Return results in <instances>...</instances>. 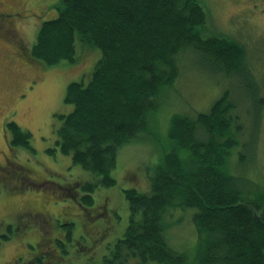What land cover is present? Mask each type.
Segmentation results:
<instances>
[{
  "label": "trees",
  "instance_id": "16d2710c",
  "mask_svg": "<svg viewBox=\"0 0 264 264\" xmlns=\"http://www.w3.org/2000/svg\"><path fill=\"white\" fill-rule=\"evenodd\" d=\"M201 2L60 0L57 15L40 22L28 52L32 59L48 66L63 59L73 63L76 43L101 52L86 82L66 85L64 102L72 108L55 114L54 147L46 149L54 153L58 148L98 175L66 189L83 210L92 206L94 189L116 184L111 175L116 154L145 131L159 91L172 87L179 75L176 55L181 50L195 49L218 69L214 71L238 82L250 76L244 46L203 26L209 15ZM168 124L171 149L150 172V191L121 189L128 202L127 225L97 264H264V189L250 198L242 175L227 167L230 149L241 143L237 135L242 128L229 90L206 112L191 117L174 112ZM3 129L11 146L33 152L31 131L14 120H5ZM242 152L239 162L246 158ZM178 206L193 209L197 244L191 259L168 243L170 222L164 215ZM64 224L62 236L54 238L61 255L73 227L69 221ZM51 240L42 237L36 248ZM33 257L26 264H66L40 250Z\"/></svg>",
  "mask_w": 264,
  "mask_h": 264
},
{
  "label": "rangeland",
  "instance_id": "374dc122",
  "mask_svg": "<svg viewBox=\"0 0 264 264\" xmlns=\"http://www.w3.org/2000/svg\"><path fill=\"white\" fill-rule=\"evenodd\" d=\"M0 1V10L23 15L11 26L0 25V34L7 38V43L0 40L1 51L21 46L27 53L26 58L10 60L0 53V166L4 165L3 153L9 154L5 120H14L31 131L34 149L30 152L14 146L11 151L15 156L7 159L27 169L26 174L18 169L14 174H0V234L9 235L6 240L0 235V264H26L34 258L35 244L42 237L52 239L38 249L46 257L63 259L66 264L99 263L127 225L128 202L121 189L150 191L149 174L171 149L167 135L171 115L176 112L191 117L197 111L206 112L226 89L242 125L237 135L241 143L230 149L227 167L233 175H242L250 198L259 188L264 189V0H202L209 15L203 26L208 32L230 35L244 46L250 76L246 80L239 78L238 82L214 71L216 68L195 49L181 50L176 55L179 75L172 87L159 91L158 107L147 114L145 131L123 144L116 154L111 172L116 184L94 189L93 204L85 210L66 189L73 182L95 180L98 175L75 164L70 154H63L58 148L54 153L46 149L54 147V126L58 121L55 114H66L72 108L64 102L66 85L78 79L86 82L101 52L98 48L81 49L80 43L75 42L78 46L73 63L63 59L48 66L32 59L28 52L40 22L57 15L60 0ZM240 151L246 153V158L239 162ZM23 175L29 180L21 183ZM80 191L76 190L81 194ZM30 205L44 206L46 220L19 222L18 215ZM192 212V208L178 206L164 215V221L170 222L168 243L190 259L197 244ZM68 221L73 223L71 239L69 244L63 241L67 251L61 255L54 238L62 236ZM11 222L14 230L10 232L7 226Z\"/></svg>",
  "mask_w": 264,
  "mask_h": 264
},
{
  "label": "flooded vegetation",
  "instance_id": "af4514ba",
  "mask_svg": "<svg viewBox=\"0 0 264 264\" xmlns=\"http://www.w3.org/2000/svg\"><path fill=\"white\" fill-rule=\"evenodd\" d=\"M0 7H3V3H1V1H0ZM22 17H23V15L20 12H17V13L16 12H5V11L0 10V25L7 23L11 26L14 24L15 19L22 18ZM0 40H2V42L7 43V38L1 34H0ZM0 53H3L4 55L3 54H1V55L6 57L8 60L14 59V58L19 57V56L26 58L25 50L21 46L15 47L13 49V51L5 50L3 52L0 49ZM7 145H8L7 150L9 152V154H7L5 152L3 153V156H4L3 164L4 165H2V167L0 166V174L3 175V173L11 172V171H12V174H14L17 169H18V171L21 170L22 172H24L26 174L28 172V170L27 169L25 170V168L23 166L16 165V164L14 165L11 163V161L7 160L9 157L15 156V155H13L14 153L11 151V150H14V147L11 146L10 143H7ZM16 166H18V168ZM26 180L28 181L29 177L23 175V181L22 182H26ZM32 184H34V183H32ZM46 214L47 213H46L44 206L40 205V207L39 206L37 207V206L30 205V207L27 209V211H24L23 214L20 213L18 215V217H19L18 221L19 222L20 221L21 222H28V221L38 222L39 219L46 220V218H47ZM13 227H14V222H11L8 224L7 229L10 231H13L14 230V229H12ZM1 234H5V233H1ZM35 249H37V248L35 247ZM37 250L33 252L34 255L37 253Z\"/></svg>",
  "mask_w": 264,
  "mask_h": 264
}]
</instances>
